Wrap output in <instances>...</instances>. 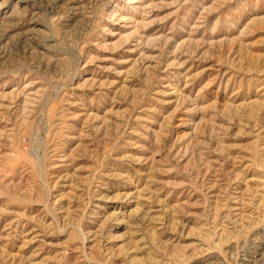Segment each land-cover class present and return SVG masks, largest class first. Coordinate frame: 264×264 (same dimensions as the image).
<instances>
[{"label": "rangeland", "instance_id": "rangeland-1", "mask_svg": "<svg viewBox=\"0 0 264 264\" xmlns=\"http://www.w3.org/2000/svg\"><path fill=\"white\" fill-rule=\"evenodd\" d=\"M31 2L0 0V107L34 100L0 108V264L263 249L264 0Z\"/></svg>", "mask_w": 264, "mask_h": 264}, {"label": "bare ground", "instance_id": "bare-ground-1", "mask_svg": "<svg viewBox=\"0 0 264 264\" xmlns=\"http://www.w3.org/2000/svg\"><path fill=\"white\" fill-rule=\"evenodd\" d=\"M42 1V0H41ZM40 0H33V2H31L30 4L28 3L27 4V7H30L31 9H39L38 6H39V3ZM135 2H138V1H135ZM137 7V6H136ZM29 8V9H30ZM4 9L3 7V4L0 3V13L2 12V10ZM13 16H14V11L12 12H9V13H5L3 16H0V25L3 26V27H6L8 26L7 24L9 23V21L11 19H13ZM134 47V45H133ZM137 48V47H136ZM136 48H134L136 50ZM134 49H129L128 52L129 53H134L135 50ZM137 51V50H136ZM175 61V60H174ZM171 63V61L169 62ZM168 63V64H169ZM177 63V62H176ZM172 64V63H171ZM170 65V64H169ZM86 66V65H85ZM167 66V65H166ZM171 67V66H170ZM100 68V67H99ZM186 78V77H185ZM126 79H129L127 78V76H124L123 78V81L122 82H126ZM175 79V78H174ZM171 76H167V79H164L165 82H164V87L163 88H167L169 89V93L168 95H173V94H177L178 91H180V89H178V83L179 81H177L176 79L174 80ZM129 80H127L128 82ZM186 81V80H185ZM103 82H106L107 81H101V79L98 77V76H94V77H90V78H87L85 83L86 85L89 86V88H100L102 86H104V83ZM110 82V81H109ZM108 82V83H109ZM119 82V81H118ZM117 81H113V82H110V86H113V88L115 89V92H123L125 91L126 89V86L123 84H121V82L118 83ZM187 83V82H185ZM121 84V85H120ZM190 84V83H189ZM109 85V84H108ZM108 85L106 87H108ZM189 86V85H188ZM105 87V86H104ZM103 87V88H104ZM105 87V88H106ZM185 87V86H184ZM26 88V87H25ZM95 88V89H96ZM186 88V87H185ZM110 90V89H109ZM112 90V89H111ZM98 91V90H97ZM13 92V91H12ZM110 92V91H109ZM16 94V93H15ZM100 94V93H99ZM3 95V94H2ZM12 95V94H10ZM19 95V93H17V96ZM28 95H31V93H29ZM25 96V95H24ZM178 96V95H176ZM14 98V97H13ZM19 100V99H18ZM5 101V100H4ZM33 99L29 98L28 96H25V100L22 102L21 100L17 101V103L15 104H12V103H8L6 105H3L1 106L0 108L3 109H14L13 111H16L17 112V116L18 114H21L23 112H25L27 109H29L30 107L33 106ZM114 101V99H113ZM15 102V101H14ZM110 103V102H109ZM166 103H169V102H166ZM112 106V105H111ZM26 113V112H25ZM89 114H92L91 112ZM23 116V115H22ZM93 118L94 121H97L99 126H97L98 128L100 129H103L106 127V125L108 126L107 124V121L104 117H101L99 115H95L93 114L91 116ZM90 117V118H91ZM20 118V117H19ZM10 125V124H9ZM45 125V124H44ZM220 128V127H219ZM221 130V128H220ZM223 130V129H222ZM12 132V129L11 128H8L6 129V132L8 133H11ZM210 194V193H209ZM212 195V194H210ZM235 199V198H234ZM239 210V209H238ZM233 213V212H232ZM256 240V239H255ZM204 264H217V262H214L212 261L211 259H206L205 261H203ZM219 262V261H218ZM240 264H264V248L263 249H260L258 250L257 252H255L254 254L252 253L251 255H246L245 257H243V259H241V262Z\"/></svg>", "mask_w": 264, "mask_h": 264}]
</instances>
